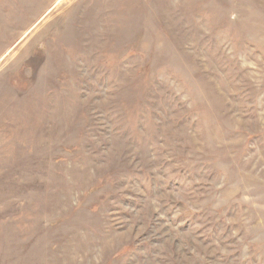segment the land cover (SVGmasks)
I'll return each instance as SVG.
<instances>
[{
    "label": "rangeland",
    "instance_id": "1",
    "mask_svg": "<svg viewBox=\"0 0 264 264\" xmlns=\"http://www.w3.org/2000/svg\"><path fill=\"white\" fill-rule=\"evenodd\" d=\"M0 264H264V0H0Z\"/></svg>",
    "mask_w": 264,
    "mask_h": 264
}]
</instances>
